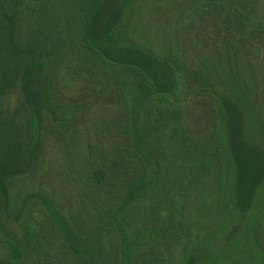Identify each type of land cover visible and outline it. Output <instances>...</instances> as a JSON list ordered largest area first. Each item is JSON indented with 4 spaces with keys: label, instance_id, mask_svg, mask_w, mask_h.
Here are the masks:
<instances>
[{
    "label": "trees",
    "instance_id": "trees-1",
    "mask_svg": "<svg viewBox=\"0 0 264 264\" xmlns=\"http://www.w3.org/2000/svg\"><path fill=\"white\" fill-rule=\"evenodd\" d=\"M162 4L0 0V207L60 264H264V85L250 61L264 44V0H188L158 42L151 14ZM69 74L77 97L63 88ZM100 97L116 113L101 124ZM193 104L208 109L201 135L187 119ZM53 139L72 176L59 178V199L43 179L11 191L21 177H48ZM212 212L222 230L246 216L219 250V231L200 229Z\"/></svg>",
    "mask_w": 264,
    "mask_h": 264
},
{
    "label": "rangeland",
    "instance_id": "rangeland-1",
    "mask_svg": "<svg viewBox=\"0 0 264 264\" xmlns=\"http://www.w3.org/2000/svg\"><path fill=\"white\" fill-rule=\"evenodd\" d=\"M186 1L188 0H163V4L161 8L153 9V13L151 14L152 16L151 32L154 34L155 39L157 38L158 42H162L163 40V33L165 31V26L167 25V20L170 19L172 21L179 14L178 8H180V6ZM199 45L200 47L204 48L203 41H201ZM250 61L252 63V66L254 65L253 67L255 68V74L257 73L259 76L258 80L260 81V83L258 81L257 83L263 86L264 85V44L260 45L259 47L256 46V48L254 49L253 53L250 56ZM70 77L71 75L69 74L64 79H62V85L63 83H66V87L63 86V88L65 89V92L68 96L77 97L82 93V91L80 92L82 83L79 81H74V79L72 80V78ZM84 85L88 86L86 82H84ZM232 89L236 90V87L232 86ZM259 95H261L260 92ZM96 100L98 102L95 103L94 105L95 109H93L95 110L96 114H93V116L94 117L97 116L98 118L97 122L99 123L101 120L109 122L111 116H113L114 113L113 110H115V107L111 106L110 104H108L107 106H101V104L104 102V97H100L99 99ZM260 100L264 102V98H260ZM3 107H5V103H0V112L3 110ZM191 108L192 109L188 111L187 119L190 122V126L192 127V130L201 135L206 127L205 119L207 116L208 109L206 108L201 109L202 107L197 106L196 104H193ZM96 126H97L96 123L90 124L91 130L93 129L92 131H94ZM79 129H80L79 133L81 134L82 130L84 131V129H82L81 126ZM89 135H91V133H89ZM93 144L98 146V141L96 140V137H94ZM65 149H66V145L63 144L61 141L59 140L56 141L55 139L49 140V142L44 147V156L42 157L44 171L48 173V177H42L43 174L40 175L39 177L38 176L21 177L22 179L20 180L17 179L12 184L13 189L11 191H19L20 194H22L23 192H27L28 190H37L41 186V180L43 179L44 180L42 186L43 192L44 193L47 192V194H50L52 192L55 193L56 191L57 198L59 199V194L61 191V180H59V178L63 175L66 178L67 177L72 178V176H70L71 175L70 170L68 171V174H65L64 173L65 171L62 170L65 167L67 158L69 160V157L65 155L64 152ZM69 185L70 187H73V183H69ZM46 202L47 201H43V203L40 206H37V208L35 207L36 210L34 209L35 212L34 215L36 217L38 218L43 217V214L41 213L40 210L42 209L41 207L43 208L50 207ZM14 203L20 206V199L16 198ZM44 203H46V205ZM197 208L198 207H194V204H191V206L189 207L190 219L193 218L195 215H197L196 212ZM217 211H219V209ZM245 219H246L245 215L239 214L236 216L235 219H233L232 226L228 225L222 230V228H219L218 226L222 223L223 217L221 215L212 212L211 214L208 213L203 215V217L200 220V229L202 230V233L205 236L208 235L211 236L217 230L219 231V234H221V236H215L210 241L211 249L219 250L220 244L223 242L226 236L223 234V232L226 233L227 231L233 230L234 228L238 229V227L241 226V224L245 221ZM29 225L30 223L27 220L23 219L17 223L13 219L8 218L7 214L5 213L4 207H0V264H60V261H57L58 258L54 259L49 255L45 256V253H43L44 252L43 250L45 249V245H44L45 241L43 239H40L38 241L39 238L37 236L29 237L26 235L27 228ZM14 229L18 233L17 237L14 236L15 235L14 233H16ZM16 240L18 241L20 240V243H22V245L26 250L23 248L24 249L23 252L13 251L11 243H16ZM18 246L22 249L21 244H18ZM249 256H250L249 251H246V256L243 255L242 257L248 259ZM237 260L241 262L240 257H238ZM248 262H250L249 259Z\"/></svg>",
    "mask_w": 264,
    "mask_h": 264
}]
</instances>
